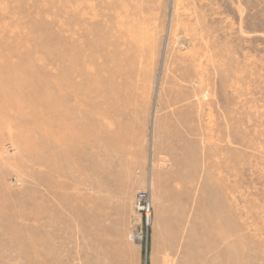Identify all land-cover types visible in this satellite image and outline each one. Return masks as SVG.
I'll use <instances>...</instances> for the list:
<instances>
[{"label": "rangeland", "instance_id": "obj_1", "mask_svg": "<svg viewBox=\"0 0 264 264\" xmlns=\"http://www.w3.org/2000/svg\"><path fill=\"white\" fill-rule=\"evenodd\" d=\"M0 264H264V0H0Z\"/></svg>", "mask_w": 264, "mask_h": 264}, {"label": "built area", "instance_id": "obj_2", "mask_svg": "<svg viewBox=\"0 0 264 264\" xmlns=\"http://www.w3.org/2000/svg\"><path fill=\"white\" fill-rule=\"evenodd\" d=\"M134 209L147 225L150 221L151 200L146 192H138L134 198Z\"/></svg>", "mask_w": 264, "mask_h": 264}, {"label": "bare ground", "instance_id": "obj_3", "mask_svg": "<svg viewBox=\"0 0 264 264\" xmlns=\"http://www.w3.org/2000/svg\"><path fill=\"white\" fill-rule=\"evenodd\" d=\"M115 37V36H114ZM113 63H115V64H117V62L115 61V59H114V62ZM61 64H62V66H63V70H64V72L67 74V72H68V66H67V57H66V54L64 53V55H63V57H62V60H61ZM118 82V81H117ZM116 81H115V83L111 86L114 90H116V87L118 88V83H117ZM80 91V88L79 87H77V86H75V88H74V92H75V95L78 93ZM111 91V96H112V99H115L116 97H117V95H114V92H112V90H110ZM65 94H66V92H65ZM71 98V97H70ZM71 100H72V98H71Z\"/></svg>", "mask_w": 264, "mask_h": 264}]
</instances>
